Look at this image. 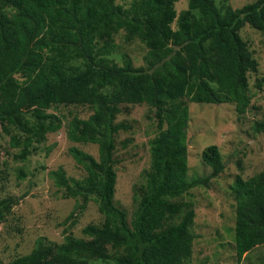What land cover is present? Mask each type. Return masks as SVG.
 <instances>
[{
    "label": "trees",
    "instance_id": "trees-1",
    "mask_svg": "<svg viewBox=\"0 0 264 264\" xmlns=\"http://www.w3.org/2000/svg\"><path fill=\"white\" fill-rule=\"evenodd\" d=\"M178 1L131 0L124 6L115 0H0V138L8 136V147L17 149L13 159L22 162L65 124L70 142L97 146V158L77 147L68 150L86 173L82 179L66 177L61 169L50 176L63 199H80V211L93 202L103 217L100 226L81 229L86 238L70 233L74 219L62 231L60 244L38 239L28 254L1 264L189 260L194 211L179 198L192 186L207 187L224 163L218 148L210 145L202 152L210 174L186 181L189 115L184 99L232 101L238 111L245 110L247 74L256 71L257 63L238 32L248 24L264 36V0L236 9L218 7L213 0H188L177 14ZM120 31L125 42L138 40L145 46L143 65L134 67L125 54L121 65L111 58ZM122 104L154 108L159 129L150 141L144 184L134 191L137 204L130 221L114 201L116 136L129 128L116 122ZM73 107L92 113L82 119L69 111L72 117L65 123L66 116L57 112ZM255 129L264 130V122ZM230 192L236 204V258L241 261L264 245V171L237 178ZM16 203L13 197L0 200V223Z\"/></svg>",
    "mask_w": 264,
    "mask_h": 264
},
{
    "label": "rangeland",
    "instance_id": "rangeland-1",
    "mask_svg": "<svg viewBox=\"0 0 264 264\" xmlns=\"http://www.w3.org/2000/svg\"><path fill=\"white\" fill-rule=\"evenodd\" d=\"M130 1L115 0L124 6ZM213 1L218 7L224 5L236 9L256 0ZM187 3L188 0H179L175 4L176 13L185 10ZM238 34L257 63L256 71L247 74L250 100L245 110L238 111L232 101L199 104L184 99L189 115L184 130L186 181L191 183L210 174L211 168L202 159L203 150L210 145L218 148L224 163L223 171L210 180L207 187L192 186L179 198V201L191 203L194 211L189 228L193 237L191 256L184 264H264V245L245 253L241 261H237L234 245L236 204L230 186L237 178L246 180L264 171V130L255 129L256 124L264 122V36L248 24ZM123 35L120 31L114 36L116 49L111 58L121 65V55L125 54L134 67L143 65L145 46L138 40L127 43ZM69 111L78 112L82 119L92 113L86 107L59 108L57 113L66 116L65 123L72 117ZM120 111L116 122H125L129 128L116 136L114 201L130 221L137 204L134 191L144 184V173L150 167V141L159 129L156 110L146 104H122ZM166 128V123H162L161 130ZM7 142L8 136L3 135L0 138V200L13 197L17 203L0 223V264L28 254L38 239L60 244L64 237L62 231L74 219L76 223L70 233L76 238H86L81 233L86 225L102 224L103 217L96 204L89 202L82 211L78 210L76 207L82 201L63 199V190L55 186L50 176L51 172L61 169L66 177L82 179L86 173L68 150L77 147L97 158V146L70 142L66 137V124L58 132L49 134L46 142L23 162L13 159L17 149H10ZM71 213L73 217L68 219Z\"/></svg>",
    "mask_w": 264,
    "mask_h": 264
}]
</instances>
